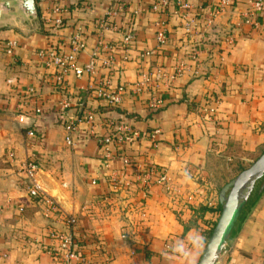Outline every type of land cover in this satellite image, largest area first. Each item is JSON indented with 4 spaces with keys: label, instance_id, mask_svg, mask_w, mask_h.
<instances>
[{
    "label": "crops",
    "instance_id": "crops-1",
    "mask_svg": "<svg viewBox=\"0 0 264 264\" xmlns=\"http://www.w3.org/2000/svg\"><path fill=\"white\" fill-rule=\"evenodd\" d=\"M5 1L0 0V7ZM159 1L35 0L37 18H26L13 4L1 14L0 39L17 40L20 47L14 57L0 49V264H57L48 253L54 245L50 234L67 227L49 213L52 202L62 215L77 219L74 236L95 264H182L170 257L169 249L189 233L199 235V263L206 233L217 222L221 191L235 179L234 168L264 153V13L261 28H253L243 18L253 0H230L231 9L214 20L213 31L209 15L222 0H185L191 6L187 17L176 12L173 0L164 13L155 12ZM115 7L123 9L119 29L106 31L104 37L117 61L109 74L100 59L96 76L108 75L114 87L129 89L141 74L162 71L158 95L166 105L157 115L148 110L146 93L134 99L129 92L109 112L93 92L84 94L91 77L69 74L59 85L56 74L36 56L49 46L70 53V38L79 31L87 39L80 62L87 63L98 44L97 22ZM56 8L67 13L65 27L54 34L45 20L56 17ZM129 31L136 41L126 53L121 41ZM162 31L167 44L160 49L157 35ZM231 33L236 38L232 47L223 41ZM180 64L187 70L173 79ZM198 64L204 73L195 77ZM30 89L34 93L29 98ZM80 98L102 116L94 128L81 123L74 145L68 147V133L57 114L63 100L71 99L65 116H76ZM217 98L223 105L209 121L204 109ZM35 106H42L43 115L30 126L19 125V113ZM109 119L123 120L142 134L125 154L165 169L179 197L160 186L146 197L136 186L133 168L102 159L97 138L105 134ZM155 129L161 134L153 147L146 136ZM32 156L41 162V199L35 203L19 172ZM113 182L119 183L118 190ZM263 256L264 193L241 228L230 234L219 264H264Z\"/></svg>",
    "mask_w": 264,
    "mask_h": 264
},
{
    "label": "built area",
    "instance_id": "built-area-1",
    "mask_svg": "<svg viewBox=\"0 0 264 264\" xmlns=\"http://www.w3.org/2000/svg\"><path fill=\"white\" fill-rule=\"evenodd\" d=\"M170 6L169 0H161L154 5L153 10L155 12L164 13V11ZM173 7L176 12L187 17L190 10V4L185 0H173ZM232 4L230 0H222L220 3L212 7L209 15V21L212 24L213 31L217 28L214 20L230 10ZM121 7H115L109 10L106 15L97 22V35L98 44L94 49L90 59L87 63L81 64L80 58L86 52L87 39L81 32H76L72 35L69 41L70 53H65L62 49L55 46H49L45 49H40L36 52L38 60L42 63L46 70L53 71L56 74V83L61 85L64 83L65 78L69 74H73L76 78H82L84 75L91 77L92 84L88 90L83 91L84 94H88L89 91L93 92L97 100L109 110L118 109L123 102L124 97L130 92L134 99H138L144 93L149 94L147 108L151 115H157L166 105V101L162 95H158L160 84L164 79V73L157 71L156 73H143L141 78L133 83L128 89L124 85L114 87L112 81L108 75L98 78L96 71L98 68V62L102 59L103 64L107 68L110 74L112 67L116 64V56L114 48H111L105 40L104 34L106 31H117L119 24L117 19L123 15ZM65 12L61 8L53 10V14L56 15L53 19H46L45 25H51L52 32L58 33L65 27ZM67 13V12H66ZM264 13V0H253L251 9L243 16L244 22L253 28H261L260 16ZM194 28L189 27V32ZM218 32V31H217ZM159 48H164L167 44V38L164 31L158 35ZM136 41V36L132 31L124 34L122 48L129 50ZM225 44L230 47L236 44V38L234 33L226 36L223 39ZM20 45L17 40H2L0 39V49L8 57H14L15 53L19 49ZM146 55H149L147 53ZM196 59V57H194ZM126 60V57H125ZM187 70V67L183 64L178 65L177 73L173 79L181 77ZM204 70L202 67L195 66L194 76L198 77L203 75ZM27 96L30 98L34 91L32 89L27 91ZM86 92V93H85ZM85 97V96H82ZM223 105V100L217 98L207 105L204 109L207 119L210 121L214 118L219 107ZM71 106V99H64L61 104L59 114H57L58 121L64 122V127L67 130L66 145L72 147L74 145V136L78 133L79 125L86 123L90 127L94 128L96 122L99 120L100 114L97 109L91 108L84 102V99L80 98L77 104V115L74 117H66L65 112ZM108 112V113H109ZM43 115L42 106H35L31 110H25L19 113L17 122L22 126H30L34 121ZM106 132L104 135L97 138L100 151L102 152V159L106 162L119 161L124 167H131L134 169V177L136 186H138L140 192L146 197L150 194L152 188L155 186L162 187L171 197H179V192L173 187L171 178L168 172L160 168L150 161L138 162L134 158L125 154L127 148H131L134 145H138L142 139V134L134 130L128 123L123 120L115 123L109 119L106 123ZM161 130L155 129L146 139L150 141L153 147L157 146V138L160 136ZM41 170V162L37 157L32 156L19 168L21 175V185L25 187L26 193L32 202L38 201L41 198V189L37 181V176ZM115 190L120 188L118 182L112 184ZM193 197H188L189 203L193 202ZM49 213L52 216L60 219L66 225V230L61 232H52L50 234L51 240L54 245L48 249L49 255L57 264H95L92 257L78 253L75 245V228L77 226V219L74 217H65L59 211V208L55 203H49ZM142 218L145 219L146 213L142 211ZM125 237V236H124ZM99 250L104 251V246L101 242L96 244ZM264 259V256H263Z\"/></svg>",
    "mask_w": 264,
    "mask_h": 264
},
{
    "label": "water",
    "instance_id": "water-1",
    "mask_svg": "<svg viewBox=\"0 0 264 264\" xmlns=\"http://www.w3.org/2000/svg\"><path fill=\"white\" fill-rule=\"evenodd\" d=\"M16 6L26 18H37L38 10L35 0H6L0 7V16ZM261 181L258 196L264 193V153L241 172L221 191V213L213 228L205 250L198 264H219L226 251L227 240L235 222Z\"/></svg>",
    "mask_w": 264,
    "mask_h": 264
},
{
    "label": "clouds",
    "instance_id": "clouds-1",
    "mask_svg": "<svg viewBox=\"0 0 264 264\" xmlns=\"http://www.w3.org/2000/svg\"><path fill=\"white\" fill-rule=\"evenodd\" d=\"M199 245V235L189 233L184 239H178L172 243L169 255L172 259L182 261V264H196L195 251Z\"/></svg>",
    "mask_w": 264,
    "mask_h": 264
},
{
    "label": "trees",
    "instance_id": "trees-1",
    "mask_svg": "<svg viewBox=\"0 0 264 264\" xmlns=\"http://www.w3.org/2000/svg\"><path fill=\"white\" fill-rule=\"evenodd\" d=\"M244 169H241L240 172H243ZM260 183L261 181H259L256 185V188L254 190V192L252 193V196L251 198L249 199V201L247 202V204L245 205L244 209L242 210L241 214L239 215V217L237 218L236 222H235V226H234V229L232 230L231 232V237L232 235H234V233L239 230L241 228V226L244 224V222L247 220L248 216L250 215V213L252 212V210L254 209V207L257 205V203L259 202V200L261 199V195L258 196V189H259V186H260ZM41 199V198H40ZM39 199V200H40ZM38 200V201H39ZM38 201H34L35 202H38ZM26 210V207H23L22 208V212L24 213ZM209 209H203V213L207 212ZM211 210V209H210ZM216 212L219 214L221 212V207H219ZM215 226H213L211 228V231H209L208 233H206V239L210 238L211 237V234H212V231H213V228ZM125 238L127 239V235L125 234ZM75 245L77 247V251L78 253L80 254H83L82 252V246L83 244L80 243V241H77L75 239Z\"/></svg>",
    "mask_w": 264,
    "mask_h": 264
},
{
    "label": "rangeland",
    "instance_id": "rangeland-1",
    "mask_svg": "<svg viewBox=\"0 0 264 264\" xmlns=\"http://www.w3.org/2000/svg\"><path fill=\"white\" fill-rule=\"evenodd\" d=\"M262 153H259L258 155H256L255 157H253V160H252V162L251 163H246V165H244L243 167L242 166H240V168H234V173L232 174V177H234V178H236L241 172H240V170L241 169H244V170H246V169H248V168H250V166L259 158V156L261 155ZM214 166V165H213ZM219 171H223V170H221V168L219 169ZM219 177V176H218ZM218 187H222L221 185H218ZM218 215V217H217V221L219 220V217H220V215L219 214H217ZM217 223V222H216ZM208 240H209V238L208 239H206L205 241H204V243H205V247H206V244H207V242H208Z\"/></svg>",
    "mask_w": 264,
    "mask_h": 264
}]
</instances>
